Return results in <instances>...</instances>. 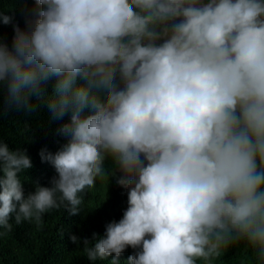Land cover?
<instances>
[{"label":"clouds","instance_id":"obj_1","mask_svg":"<svg viewBox=\"0 0 264 264\" xmlns=\"http://www.w3.org/2000/svg\"><path fill=\"white\" fill-rule=\"evenodd\" d=\"M8 107L47 104L57 176L24 194L25 151L0 142V226L79 215L96 181L128 205L83 239L90 261L264 264V0H11ZM59 194V195H58ZM79 245L81 238L69 237ZM91 245V246H89Z\"/></svg>","mask_w":264,"mask_h":264},{"label":"trees","instance_id":"obj_2","mask_svg":"<svg viewBox=\"0 0 264 264\" xmlns=\"http://www.w3.org/2000/svg\"><path fill=\"white\" fill-rule=\"evenodd\" d=\"M10 1L0 0V16L11 17ZM13 36L9 24L0 21V42L11 46ZM57 121L60 123V120L53 119L46 103L33 110L8 107L0 89V142L7 143L11 150L25 151L33 164L32 168L18 174L25 196L34 191L36 183L51 186L52 179L57 176L52 164L41 157V150L55 154L63 148V145L54 143ZM82 198L79 215L75 217H70L60 207L49 209L39 223L22 220L17 224L13 213L11 230L0 226V264H111L112 257L90 261L82 241L84 238L91 240L93 233L102 236L105 226L114 220L119 221L128 205L121 207L120 213L114 200L115 188L103 181H96ZM73 235L81 238L79 245L70 242L69 237ZM131 249L129 247L121 254V264H126ZM246 255L243 243L232 245L219 264H241Z\"/></svg>","mask_w":264,"mask_h":264}]
</instances>
